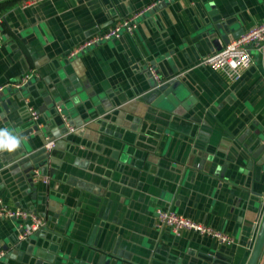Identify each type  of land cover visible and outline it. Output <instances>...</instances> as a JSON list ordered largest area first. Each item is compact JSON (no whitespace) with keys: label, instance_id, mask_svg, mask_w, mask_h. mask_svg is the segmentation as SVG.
<instances>
[{"label":"crops","instance_id":"0c3cea01","mask_svg":"<svg viewBox=\"0 0 264 264\" xmlns=\"http://www.w3.org/2000/svg\"><path fill=\"white\" fill-rule=\"evenodd\" d=\"M158 1L133 35L68 57ZM27 2L0 0V89L13 91L9 114L0 103V129L25 124L33 108L39 130L0 155V200L44 226L19 240L16 222L1 219L0 264H63L71 250L114 264H248L264 214V152L253 157L264 141V52L236 80L197 63L218 51L216 27L224 47L263 24L264 0ZM152 71L180 82L155 92ZM49 140L33 192L27 150ZM161 207L234 242L174 235L157 225Z\"/></svg>","mask_w":264,"mask_h":264},{"label":"built area","instance_id":"2783aa9c","mask_svg":"<svg viewBox=\"0 0 264 264\" xmlns=\"http://www.w3.org/2000/svg\"><path fill=\"white\" fill-rule=\"evenodd\" d=\"M38 0H28L27 4H32ZM160 3H154L144 10L133 13L131 16L124 18L112 27L105 30L104 32L97 33L93 37L83 41L78 47L71 50L68 54L69 58H74L80 53H84L88 49L100 45L104 42L120 38L124 34L133 35L138 27L139 21L142 16L152 7L157 6ZM26 4V5H27ZM25 5V6H26ZM3 22V17L0 14V26ZM264 52V23L255 27L248 33H245L241 37L231 40L227 45H225L221 50L214 51L213 53L202 58L197 66L210 67L216 71L225 72L231 79H239L242 76V72L254 63V55L256 53ZM153 78L161 82L163 81L159 78L158 74L154 71L151 72ZM33 77V73L27 74L21 85L26 84ZM3 89H0L2 91ZM60 111V109H59ZM29 114L32 120L37 122L39 120V113L33 109H29ZM62 120L69 132H73L74 128L68 123L67 117L61 114ZM55 146L54 140H49L46 144L48 149ZM47 182V180H45ZM0 220L9 219L16 222L18 238L19 240H24L34 233L39 231L43 226L44 222L39 218V216L25 209H12L2 205L0 200ZM156 222L159 227H163L172 231L174 235H181L184 232H194L200 235L210 236L216 238L221 243L232 244L234 239L224 233L214 230L213 228L206 226L205 224L193 221L192 219L186 217L183 214L177 213L171 208H158L156 210ZM5 256L4 251H0V261Z\"/></svg>","mask_w":264,"mask_h":264},{"label":"water","instance_id":"95a60500","mask_svg":"<svg viewBox=\"0 0 264 264\" xmlns=\"http://www.w3.org/2000/svg\"><path fill=\"white\" fill-rule=\"evenodd\" d=\"M216 29H219V27H216ZM213 29L211 31V34L215 33V36L212 38V41L214 45L218 46V50H221L223 48L222 41L225 40L226 34H222V32L219 30ZM180 81L173 82L168 81L166 83L160 84L155 88V92H163L167 93L174 85L175 83ZM20 91L22 89H19ZM13 96L12 88H8L7 90L0 91V103L2 106V109L4 111V116L9 114L11 112L10 107L12 105V101L10 97ZM20 96V95H19ZM18 96V98H19ZM38 122V121H37ZM31 119V117L26 120V123L23 125L18 126L15 123L6 124V128L10 134H14L17 136L18 139L25 140L28 136L33 134V132H37L39 130L38 123ZM27 148H29L27 146ZM28 159L31 163L29 167H26L25 173L27 175L28 183L30 187L32 188L33 192H35L37 189L35 187V179L33 177V171L35 168H43L48 165V160L50 156L52 155L53 151L51 149H48L46 146H41L38 149L30 150L28 149ZM264 152V141L263 143L258 147V149L253 153L254 158H258L262 153ZM3 152H0V155ZM3 169V163L0 160V171ZM264 249V214L263 218L261 220V223L259 225V230L257 234V238L254 243V247L252 250V255L250 257V260L248 264H258V261L261 257V254ZM72 250L66 253L63 259V264H114L113 261L107 258L106 254H90L89 251H82L77 254L76 257L70 256L72 254Z\"/></svg>","mask_w":264,"mask_h":264},{"label":"clouds","instance_id":"9594fccd","mask_svg":"<svg viewBox=\"0 0 264 264\" xmlns=\"http://www.w3.org/2000/svg\"><path fill=\"white\" fill-rule=\"evenodd\" d=\"M20 143L16 135L10 134L7 129H0V152H12L20 146Z\"/></svg>","mask_w":264,"mask_h":264}]
</instances>
